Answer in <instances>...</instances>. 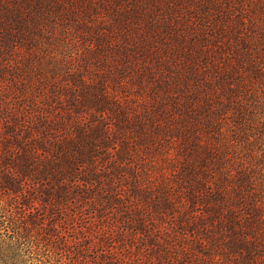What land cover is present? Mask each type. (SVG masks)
I'll list each match as a JSON object with an SVG mask.
<instances>
[{
  "label": "trees",
  "instance_id": "trees-1",
  "mask_svg": "<svg viewBox=\"0 0 264 264\" xmlns=\"http://www.w3.org/2000/svg\"><path fill=\"white\" fill-rule=\"evenodd\" d=\"M0 264H264V0H0Z\"/></svg>",
  "mask_w": 264,
  "mask_h": 264
},
{
  "label": "rangeland",
  "instance_id": "rangeland-1",
  "mask_svg": "<svg viewBox=\"0 0 264 264\" xmlns=\"http://www.w3.org/2000/svg\"><path fill=\"white\" fill-rule=\"evenodd\" d=\"M57 32V31H56ZM6 65H9V61H4ZM5 91V92H3ZM2 95L6 96V98H8L10 95V93L7 92V89L5 86H3V88L1 89ZM91 220V218H90ZM87 221H89V218L87 219Z\"/></svg>",
  "mask_w": 264,
  "mask_h": 264
}]
</instances>
